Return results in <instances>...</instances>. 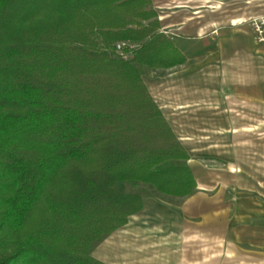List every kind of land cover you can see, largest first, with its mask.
<instances>
[{"label":"trees","instance_id":"trees-1","mask_svg":"<svg viewBox=\"0 0 264 264\" xmlns=\"http://www.w3.org/2000/svg\"><path fill=\"white\" fill-rule=\"evenodd\" d=\"M183 60L150 0H0V264H106L92 251L143 207L116 182L194 191L142 79Z\"/></svg>","mask_w":264,"mask_h":264},{"label":"crops","instance_id":"crops-1","mask_svg":"<svg viewBox=\"0 0 264 264\" xmlns=\"http://www.w3.org/2000/svg\"><path fill=\"white\" fill-rule=\"evenodd\" d=\"M150 2L184 60L144 67L142 79L189 153L196 188L172 200L144 196L92 256L106 264L137 256L136 264H264V41L247 22L264 4Z\"/></svg>","mask_w":264,"mask_h":264},{"label":"built area","instance_id":"built-area-1","mask_svg":"<svg viewBox=\"0 0 264 264\" xmlns=\"http://www.w3.org/2000/svg\"><path fill=\"white\" fill-rule=\"evenodd\" d=\"M264 4V0H258ZM249 26L251 27L254 38L256 41L261 42L264 41V14L256 15L247 20ZM136 47V44L126 42V41H117L114 45V50L117 56L127 59L131 50Z\"/></svg>","mask_w":264,"mask_h":264},{"label":"rangeland","instance_id":"rangeland-1","mask_svg":"<svg viewBox=\"0 0 264 264\" xmlns=\"http://www.w3.org/2000/svg\"><path fill=\"white\" fill-rule=\"evenodd\" d=\"M178 131L179 130H181V129H177ZM190 146H192V147H194V151H196V144H190ZM115 187L117 188V189H119V190H121V191H124V192H135V193H139V194H141L143 197L144 196H149V195H158V196H160V197H162L163 199H166V198H168V199H170V200H172V198H183V197H170V196H165V195H162V194H159L158 192H156L153 188H151L150 186H148V185H146V184H143V183H130V182H122V181H120V182H116V184H115ZM118 229V228H117ZM115 231V230H114ZM113 231V232H114ZM112 234V233H111ZM110 236V235H109ZM108 236V237H109ZM107 237V238H108ZM107 238H105V239H107ZM104 239V240H105ZM103 240V241H104ZM102 241V242H103ZM101 242V243H102ZM206 242V244L208 243V241H205ZM100 243V244H101ZM179 243V242H178ZM190 243V245L192 244L191 242H189ZM100 244H98V245H100ZM177 246H179L180 247V244H178ZM206 247H207V245H205ZM97 247V246H96ZM95 247V248H96ZM94 248V249H95ZM93 252V251H92ZM95 258V257H94ZM135 261H134V263L136 264V263H138L139 262V259H141L142 257H139V256H137V257H132Z\"/></svg>","mask_w":264,"mask_h":264}]
</instances>
